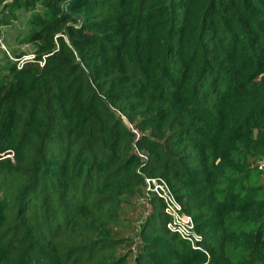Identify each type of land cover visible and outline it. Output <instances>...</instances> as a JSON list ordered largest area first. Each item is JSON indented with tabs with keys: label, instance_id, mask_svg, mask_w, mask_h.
Listing matches in <instances>:
<instances>
[{
	"label": "trees",
	"instance_id": "1",
	"mask_svg": "<svg viewBox=\"0 0 264 264\" xmlns=\"http://www.w3.org/2000/svg\"><path fill=\"white\" fill-rule=\"evenodd\" d=\"M70 1L0 0V264H264V0Z\"/></svg>",
	"mask_w": 264,
	"mask_h": 264
},
{
	"label": "built area",
	"instance_id": "2",
	"mask_svg": "<svg viewBox=\"0 0 264 264\" xmlns=\"http://www.w3.org/2000/svg\"><path fill=\"white\" fill-rule=\"evenodd\" d=\"M30 59H32L31 55L29 57H23L19 61V64L22 61ZM132 132L135 133L133 130ZM261 167L264 168V164ZM145 183L148 184V181H145ZM151 192L161 201L163 212L168 217L165 227L175 230L192 247L195 242L199 241V236L194 232L193 221L189 216L182 214L179 203L175 200L167 185L164 183L156 184L152 187Z\"/></svg>",
	"mask_w": 264,
	"mask_h": 264
},
{
	"label": "rangeland",
	"instance_id": "3",
	"mask_svg": "<svg viewBox=\"0 0 264 264\" xmlns=\"http://www.w3.org/2000/svg\"><path fill=\"white\" fill-rule=\"evenodd\" d=\"M27 17V13H24L18 17V21L15 24H12L9 28L0 29V71L4 70L9 64L18 65L19 60L23 57L32 55L33 50L30 45L19 43L20 39L25 35ZM21 55L23 56L21 57ZM129 220L131 219L129 218ZM131 228L130 225L129 228L124 229L121 227L120 229L123 234L130 236L132 234Z\"/></svg>",
	"mask_w": 264,
	"mask_h": 264
},
{
	"label": "water",
	"instance_id": "4",
	"mask_svg": "<svg viewBox=\"0 0 264 264\" xmlns=\"http://www.w3.org/2000/svg\"><path fill=\"white\" fill-rule=\"evenodd\" d=\"M79 0H72V1H70V2H68V3H66L65 4V9L66 10H70V8L76 3V2H78Z\"/></svg>",
	"mask_w": 264,
	"mask_h": 264
}]
</instances>
